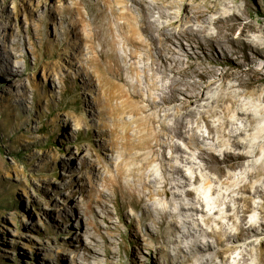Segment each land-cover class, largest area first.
<instances>
[{"label":"rangeland","instance_id":"1","mask_svg":"<svg viewBox=\"0 0 264 264\" xmlns=\"http://www.w3.org/2000/svg\"><path fill=\"white\" fill-rule=\"evenodd\" d=\"M193 1L205 0H184ZM218 1L220 12L228 14L223 1ZM239 4L241 22L251 24V28L246 26L244 34L229 30L224 23L211 28L221 41L225 33H232L248 37L263 49L261 56L248 52L254 59L250 63L242 52L226 57L215 42L222 66L240 61L239 73L250 83L237 88L241 94L235 108L254 113L250 131L240 139L255 145L257 154L243 159L232 171L233 184H225L223 181L231 179L223 176L220 180L207 171L195 180L190 164H182L183 174L190 177L188 184H183L182 173H175L167 183L169 188L175 186L168 194H159L165 178L158 162H153L150 168L158 180L151 176L150 185L143 187L137 182L130 188L132 178H119L118 193L114 194L98 179L115 174L108 171L110 147L105 141L116 119V99L111 100L108 89L100 90L96 80L90 81L82 67L87 36L97 50L109 51L103 45L111 37L108 28L115 27L107 16L110 10H103L102 0H0V51L9 58L8 67L0 68V264H36V260L41 264H234L248 247L246 241L229 242L234 248L222 253L210 249L197 255L193 249L214 244L207 232L218 228L217 220L227 223V231L234 233L233 222L238 218L223 217L225 205H216L217 199L226 200L223 194L238 187L253 169L260 173L251 182L261 184L263 192L251 195L247 221L262 215L264 146L259 148L256 143L264 140V0H242ZM119 6L115 7L121 9ZM197 50L203 54L201 48ZM219 93L216 87L211 92L213 96ZM227 117L235 121L234 127L248 124L232 113ZM209 119L214 126L220 122L219 115ZM199 124V134L207 135L205 122L200 120ZM176 140L185 147L181 139ZM202 142L204 146L212 144L210 138ZM197 151L194 148L192 153ZM215 153L222 156L219 149ZM196 170L201 173L199 164ZM95 187L104 188L110 197L107 204L111 213L106 219L100 206L88 204ZM212 187L217 190L212 192ZM150 191L154 193L148 200ZM149 202L156 206L150 213ZM165 206L173 214H166ZM198 206L201 211L196 210ZM70 212L75 216L67 227L51 224L54 218L68 217ZM207 215L213 219L206 221ZM251 239L252 254L240 264H257L256 246L264 248V232Z\"/></svg>","mask_w":264,"mask_h":264},{"label":"bare ground","instance_id":"2","mask_svg":"<svg viewBox=\"0 0 264 264\" xmlns=\"http://www.w3.org/2000/svg\"><path fill=\"white\" fill-rule=\"evenodd\" d=\"M221 1L228 12L226 15L220 12L218 0H214L213 4L209 0L188 3L184 0H115L114 4L112 0H102L103 10H110L107 16L112 18L115 25H109L111 37L103 45L109 51L97 50L87 36L86 60L82 67L88 72L90 81L96 80L100 90L108 89L111 100L116 99L115 105L112 104L116 119L107 131L108 139L105 141L110 147L111 166L108 171L114 170L115 174L98 179L114 194L118 193L119 178H132L130 188H135L137 182L143 187L150 185L149 177L156 173L150 168L153 162H158L160 173L165 178L159 194H168L170 188L175 186H167L175 173H182L183 184H188L190 177L183 174L182 164H190L195 180L204 174L202 171H207L217 174L220 180L225 176L231 180L223 183L233 184L232 171L242 165L243 159L257 154L255 145L251 146L249 140L240 139L241 135L250 131L254 113L235 108L236 97L241 94L237 88L249 81L239 73L240 61L231 60V67L222 66L215 42L220 44L226 57L242 52L250 63H254V59L249 57L248 52L261 56L263 49L248 37L240 38L232 36V33H225V40H219L218 33L212 31L211 26L217 28L224 23L229 30L239 34L245 33L246 26L252 27L249 23H242L237 13L242 10L239 4L242 0ZM116 4L120 5L122 11L115 7ZM244 7H247L246 4ZM208 46H212V49ZM197 48H201L203 54ZM8 65V55L0 51V68ZM256 77L254 75L252 79ZM215 87L220 89V93L213 96L211 92ZM229 113L248 124L234 127L235 121L227 117ZM215 115L220 116L217 126L212 125L209 119ZM200 120L206 124L207 135L199 134ZM185 133H189V136ZM176 137L182 140L185 147L179 144ZM206 138H210L212 144L202 145ZM256 144L261 148L264 140ZM194 148L198 149L196 154L192 153ZM216 149L221 151V157L216 155ZM197 164L201 173L196 170ZM259 173L258 170H250L244 177L246 180L242 178L238 187L223 194L226 200L222 201L223 197L217 199L216 205H225L223 217L231 220L237 216L238 220L233 222L234 233L227 231V223L217 220L218 228L207 232L214 238V244L207 243L204 249L197 246L198 250L193 249L197 255L210 249H216L218 253L227 252L234 248L229 242L246 241L248 247L240 252L234 264L249 260L254 245L251 237L264 232V201L259 204L262 215L247 221L251 195L263 192L261 184L251 182ZM156 178L158 180L159 177ZM211 190L215 192L217 188L212 187ZM154 191L149 192L148 200L152 199ZM89 196L88 204L100 206L105 212L103 219H106L111 211L107 204L110 197L105 189L95 187ZM140 197L144 200L143 195L140 194ZM198 202L203 204L201 199ZM154 209V203L149 202L147 212ZM163 209L166 214H173L167 206ZM180 209L185 207L181 206ZM196 210L201 211L199 206ZM74 216L75 213L70 212L68 217L54 218L51 224L67 227ZM212 219V215L205 217L206 221ZM256 247L257 264H264V248ZM36 264L41 262L36 260Z\"/></svg>","mask_w":264,"mask_h":264}]
</instances>
